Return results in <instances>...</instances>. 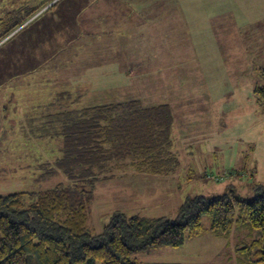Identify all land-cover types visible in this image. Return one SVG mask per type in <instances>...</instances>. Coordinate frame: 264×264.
Wrapping results in <instances>:
<instances>
[{
	"label": "rangeland",
	"instance_id": "1",
	"mask_svg": "<svg viewBox=\"0 0 264 264\" xmlns=\"http://www.w3.org/2000/svg\"><path fill=\"white\" fill-rule=\"evenodd\" d=\"M187 1L0 0V194L19 190L13 178L35 167L34 149L20 140L45 135L35 126L19 125L15 114L25 111L24 119L30 120L31 111H54L62 91L80 97L76 106L138 99L144 106L166 104L175 111L180 166L174 179L147 178L166 185L146 189L152 198L160 194L163 206L151 213L127 210V215L175 217L187 195L233 191L252 199L264 192V101L253 93L255 85L264 84V42L259 45L264 37L219 36L215 28L216 43L199 28L195 38ZM225 172L232 173L218 181ZM124 182H106L102 190L98 182L102 196L89 220L94 231L101 232L109 221L106 211L130 205L125 196L112 195ZM203 224L201 235L178 248L135 251L131 259L247 264L248 253L241 247L264 239L263 228L246 223L235 226L228 238L207 231L208 216Z\"/></svg>",
	"mask_w": 264,
	"mask_h": 264
},
{
	"label": "trees",
	"instance_id": "2",
	"mask_svg": "<svg viewBox=\"0 0 264 264\" xmlns=\"http://www.w3.org/2000/svg\"><path fill=\"white\" fill-rule=\"evenodd\" d=\"M253 93L264 101V84L255 85ZM57 98L54 117H62L63 130L54 135H63L64 149L53 169L68 182L0 194V264H143L131 259L135 251L182 246L205 231L204 216L210 218L207 231L227 238L242 223L264 230V192L245 199L225 191L186 197L175 217L115 211L101 232L94 231L89 218L98 182L129 172L178 170L173 116L166 104L144 106L138 99L76 106L80 97L69 91ZM241 249L248 253L247 264H264L263 238Z\"/></svg>",
	"mask_w": 264,
	"mask_h": 264
},
{
	"label": "crops",
	"instance_id": "3",
	"mask_svg": "<svg viewBox=\"0 0 264 264\" xmlns=\"http://www.w3.org/2000/svg\"><path fill=\"white\" fill-rule=\"evenodd\" d=\"M185 2H188L185 0ZM191 4V20H193V25L195 27V38L198 36L199 28H203V34L205 37H210L209 39L211 42H216L217 40L214 37L215 35V28L221 30L219 36H227L229 34H241L244 37H255L261 36L264 37V0H191L189 1ZM217 36V37H219ZM251 40V39H250ZM256 39H253L254 43ZM196 41V40H195ZM248 41H244L243 44H246ZM259 45L264 42V40H259ZM197 44V42H196ZM218 48V47H217ZM21 113L17 111L15 114L16 117L19 116L18 122L19 125H32L35 126L36 129L40 128L42 131L45 132L43 135L40 132H37L35 136L37 137L36 140H30L24 142V140H20L23 144H28V147L34 149L32 151V158L35 160V167L27 170L26 173L19 176H15V180L13 182L19 188L16 191H30L35 192L42 189H47L53 187L59 182H68V177L63 174L61 171L54 172L53 166L55 164L56 159L63 156V149H64V138L63 135H54V132L63 130V121L60 115H56L54 117V113L58 111H31L32 114L30 115V120L24 119L27 115L26 113ZM173 116V125H174V117L175 111H171ZM178 127L174 130L175 139L177 137ZM43 132V133H44ZM22 147V146H21ZM37 162L39 167H37ZM24 164L28 165L27 162L24 160ZM45 164V165H44ZM45 170L43 171V169ZM50 168V171L48 170ZM26 174V175H25ZM61 175L62 181L59 180L55 183L54 177L55 175ZM174 174L169 175H162V174H144V173H136V172H129L127 175L111 179V180H104L100 184L99 188L101 190L105 185L106 182L112 181H122L125 184L120 186V188H114L112 191V195H118L119 197L125 196L127 201H129L130 205L124 208H116L112 212L109 211L105 212V215L109 217L115 211H122L125 212L127 210H140L143 209L145 211H154L163 206V202L161 201V196L158 194L159 198H152L146 194V189L151 186H158L159 188H164L166 185L160 182L161 179L157 181H153L154 184L150 183L147 178L158 177V178H172L174 179ZM24 175V178L31 183V187H27L26 184L20 182L23 180L21 176ZM61 179V178H60ZM17 180V181H16ZM26 181V180H24ZM100 183V182H99ZM49 184V185H48ZM109 185L111 183H108ZM172 187L177 190H180V185L176 182H172ZM170 184V185H171ZM98 183L95 186L94 190V198L91 203V210H90V217L93 212L94 206L100 202L101 190L97 192ZM181 197L182 195H178ZM188 197L185 196L184 199ZM180 199V198H179ZM183 199V200H184ZM182 200V202H183ZM181 202V203H182ZM180 206V205H179ZM135 207V208H133ZM101 208V207H97ZM109 210V209H107ZM141 211V210H140ZM143 211L144 213H146ZM127 213V212H125ZM135 214V213H134ZM99 217L103 215V212L100 211L98 213ZM142 215V214H140ZM143 216L148 217H158V216H166L164 212H160L159 214H143ZM104 218V217H103ZM90 220V218H89ZM107 224V223H105ZM104 224V225H105ZM103 225V227H104ZM219 236V235H217ZM223 237V236H219ZM171 263H180V262H171ZM154 264V263H150Z\"/></svg>",
	"mask_w": 264,
	"mask_h": 264
}]
</instances>
